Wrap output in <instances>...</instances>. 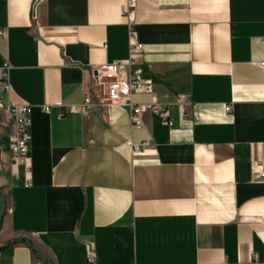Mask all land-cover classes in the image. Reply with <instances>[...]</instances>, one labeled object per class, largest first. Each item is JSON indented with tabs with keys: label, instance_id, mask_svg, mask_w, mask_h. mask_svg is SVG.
Instances as JSON below:
<instances>
[{
	"label": "crops",
	"instance_id": "crops-1",
	"mask_svg": "<svg viewBox=\"0 0 264 264\" xmlns=\"http://www.w3.org/2000/svg\"><path fill=\"white\" fill-rule=\"evenodd\" d=\"M125 4L0 0L9 102L32 107L29 188L0 115V264H87L88 244L97 264H264V0H135L133 54ZM130 55L152 83L132 102L172 128L67 111Z\"/></svg>",
	"mask_w": 264,
	"mask_h": 264
},
{
	"label": "built area",
	"instance_id": "built-area-1",
	"mask_svg": "<svg viewBox=\"0 0 264 264\" xmlns=\"http://www.w3.org/2000/svg\"><path fill=\"white\" fill-rule=\"evenodd\" d=\"M135 0H126L123 15L129 27V53L141 51L142 45L139 44L131 30L135 17ZM2 35V32H0ZM137 62L135 57L130 55L128 59L102 65L91 72L89 92L85 95L81 105L67 107V111L73 114L86 116L97 113L100 116L108 115L112 107H124L128 110L130 126L133 130H141L143 124L141 117L149 113L159 118L164 126L172 128L174 121L169 113V105L160 104L152 101L148 104H134L131 96L150 95L152 93V83L142 77L139 69H136ZM264 73V63L259 65ZM9 66H0V94L6 97L7 102L0 98V115H2L10 127L8 149L11 163L14 167H20L23 173L24 188L31 186V161L28 154L31 142V112L32 107L26 104L14 105L9 102L11 86L9 82ZM190 100L186 96H179L177 105L180 108L189 107ZM60 106V105H57ZM50 107H42L44 113L49 112ZM227 111L230 109L227 108ZM139 147L133 146L132 153H138ZM258 180H264V168L257 175ZM87 264H97L96 254L93 245L86 246Z\"/></svg>",
	"mask_w": 264,
	"mask_h": 264
},
{
	"label": "trees",
	"instance_id": "trees-1",
	"mask_svg": "<svg viewBox=\"0 0 264 264\" xmlns=\"http://www.w3.org/2000/svg\"><path fill=\"white\" fill-rule=\"evenodd\" d=\"M35 253V252H34ZM36 254V253H35ZM37 255V254H36Z\"/></svg>",
	"mask_w": 264,
	"mask_h": 264
},
{
	"label": "rangeland",
	"instance_id": "rangeland-1",
	"mask_svg": "<svg viewBox=\"0 0 264 264\" xmlns=\"http://www.w3.org/2000/svg\"><path fill=\"white\" fill-rule=\"evenodd\" d=\"M102 117V116H101Z\"/></svg>",
	"mask_w": 264,
	"mask_h": 264
}]
</instances>
